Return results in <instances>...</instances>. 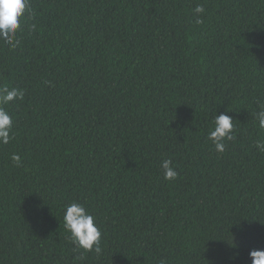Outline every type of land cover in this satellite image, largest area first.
Here are the masks:
<instances>
[{"label":"trees","instance_id":"1","mask_svg":"<svg viewBox=\"0 0 264 264\" xmlns=\"http://www.w3.org/2000/svg\"><path fill=\"white\" fill-rule=\"evenodd\" d=\"M28 3L19 44L0 40V88L24 93L4 106L0 264H251L264 249V0ZM216 114L233 119L223 153L208 140ZM72 202L95 216L99 254L71 243Z\"/></svg>","mask_w":264,"mask_h":264},{"label":"clouds","instance_id":"2","mask_svg":"<svg viewBox=\"0 0 264 264\" xmlns=\"http://www.w3.org/2000/svg\"><path fill=\"white\" fill-rule=\"evenodd\" d=\"M197 15L203 14V6L197 5L194 9ZM33 15L28 0H0V40H3L12 49H15L19 41L16 39L17 32L24 22L25 13ZM200 23V20L196 21ZM24 93L18 88H0V144L7 145L13 137V119L4 107L15 100L22 99ZM260 103V110L255 113L260 130H264V102ZM213 128L208 133V140L214 145L217 152L223 153L226 149L225 141H231L234 132L233 119L227 114H216L213 120ZM256 147L264 152V140H258ZM11 159L19 165L21 157L14 154ZM164 179L174 181L178 177L170 159L161 162ZM63 224L69 234L71 243L83 254L101 252L102 233L96 223L95 216L83 204L72 202L65 206ZM238 247V246H237ZM251 264H264V249H254L249 252Z\"/></svg>","mask_w":264,"mask_h":264}]
</instances>
